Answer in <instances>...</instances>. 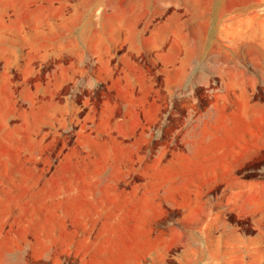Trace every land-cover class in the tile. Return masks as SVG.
I'll return each instance as SVG.
<instances>
[{"label": "rangeland", "instance_id": "374dc122", "mask_svg": "<svg viewBox=\"0 0 264 264\" xmlns=\"http://www.w3.org/2000/svg\"><path fill=\"white\" fill-rule=\"evenodd\" d=\"M0 264H264V0H0Z\"/></svg>", "mask_w": 264, "mask_h": 264}]
</instances>
